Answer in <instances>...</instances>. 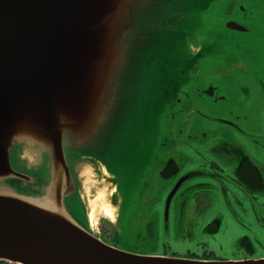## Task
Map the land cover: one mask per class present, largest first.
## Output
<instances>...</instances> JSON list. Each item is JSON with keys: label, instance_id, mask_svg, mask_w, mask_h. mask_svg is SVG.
<instances>
[{"label": "water", "instance_id": "95a60500", "mask_svg": "<svg viewBox=\"0 0 264 264\" xmlns=\"http://www.w3.org/2000/svg\"><path fill=\"white\" fill-rule=\"evenodd\" d=\"M220 1L0 0V262L264 264L132 253L90 230L100 189L126 230ZM142 79L159 111L137 108Z\"/></svg>", "mask_w": 264, "mask_h": 264}, {"label": "flooded vegetation", "instance_id": "af4514ba", "mask_svg": "<svg viewBox=\"0 0 264 264\" xmlns=\"http://www.w3.org/2000/svg\"><path fill=\"white\" fill-rule=\"evenodd\" d=\"M228 4L226 8L236 7L237 11L233 17L222 16L219 20L218 31L222 35L216 38L224 42V50L217 52L213 38L212 45L202 43L196 53H206L199 61L205 60L201 65L212 64L207 70L214 66L220 75L232 74L228 80H215L218 84L198 85L192 99L185 101L179 116L183 121L178 127L169 126L165 146L154 159L139 207L125 223L126 229L136 231L124 242L119 211V228L112 237L98 235L110 245L143 255L170 254V243L160 242L158 230L170 235L174 202L179 205V230L187 234L199 231L203 235L188 246L184 257L220 261L264 259V254L257 253L264 240V136L260 126L252 129L245 124L264 116V39L260 37L264 33V0H232ZM194 102L207 104L211 112ZM219 124L229 129L223 138L216 133ZM159 190L167 193L163 212L161 207L159 212L156 208ZM172 191L175 194L169 201L167 216L166 203ZM226 220L239 231L238 248L230 255H218L214 248Z\"/></svg>", "mask_w": 264, "mask_h": 264}, {"label": "rangeland", "instance_id": "374dc122", "mask_svg": "<svg viewBox=\"0 0 264 264\" xmlns=\"http://www.w3.org/2000/svg\"><path fill=\"white\" fill-rule=\"evenodd\" d=\"M232 0H221L218 3H213L212 7L205 13V19H204V30H211L216 32L217 35H222L218 30L221 28L219 24V20L222 16L227 18L233 17L232 14L236 13L237 9L236 7L234 8H226V5ZM262 0H258L260 2ZM169 8L164 5L163 7H160V12H167ZM204 15V14H203ZM262 39H264V33L260 35ZM214 45L217 46V49H219L217 52H222L221 48L224 46V42L220 39L215 38L213 41ZM211 42V43H213ZM210 43V44H211ZM212 45V44H211ZM201 60V59H200ZM205 60H203L204 62ZM201 62V61H200ZM202 62V63H203ZM199 63L197 65V68L195 71L192 72V80L189 82V85H187L181 93L187 92L190 95H194L192 92L198 85H203L205 84L204 82L208 83H215L218 84L215 80H228L229 75L232 73H224V74H218L217 67H212L210 70H207L206 67H211L212 64L210 63ZM237 74V72H235ZM234 74V75H235ZM235 77V76H233ZM232 77V78H233ZM239 79V78H235ZM234 80V79H233ZM234 80V81H235ZM148 85L146 84L145 80L142 79L140 83V90H139V99L137 101V108H140V111L142 110L143 112H156L159 111L161 108V104L158 106H153L152 102L158 99V96L153 94L152 92L147 91ZM143 94H146L147 98L142 96ZM182 101H184V95L181 96ZM192 99V97H191ZM186 101V100H185ZM185 101L182 103L183 107L185 106ZM189 103V102H188ZM196 105H199L201 108H205L207 111H210V107L207 104H201V103H196ZM257 105V104H256ZM177 107H175V110ZM173 108L170 107L168 110L164 113L161 114L162 122H161V131L164 132L166 129H169V126H172V124L176 125L177 127L180 125V123L183 121H180V114H176V116H173ZM163 113V112H162ZM166 120V121H165ZM169 124H168V123ZM164 123V125H163ZM247 125V128H256V127H261V134L264 136V116H262L260 119H250L248 122L245 123ZM169 125V126H168ZM219 129L216 130V133L218 134L219 137L223 138L229 133V129L227 128L228 126L225 125H218ZM156 208L158 212L160 211L161 207V212L164 210L165 204H163V201L167 195L166 190L165 191H157L156 192ZM105 197L110 198V192L106 191L103 192L101 189L99 190L98 194L96 196L92 197V204L89 206V211L91 212V228L94 231V233L98 236L101 233L106 237V238H111L112 233L114 232L115 229L119 228L117 225V210L113 207H109L106 203L108 201H104ZM91 199V197H90ZM167 199V198H166ZM172 209H171V229H170V235H164L162 233V230L159 231V237H160V242H166L168 241L170 243V246H167V248L170 250L169 256H179L186 254L185 252L188 249V246H192L194 244V241L199 240L203 235L199 231H196L194 233L191 232V234H187L186 231L183 229L179 230V227L177 226V221L179 219V205L175 204L174 202L172 203ZM227 221V220H226ZM222 230L220 231L219 235L221 236V239L219 240L218 244H215V252L218 255L221 254H232L234 252H237L238 246L236 245L237 241V236L239 234V231L233 226V224L230 221L223 222ZM227 226V227H226ZM200 230V229H199ZM136 229L134 228H129L124 230V236H125V241L126 242L135 232ZM260 233H262L261 227H259L258 230ZM199 232V233H198ZM198 233V234H197ZM263 234V233H262ZM264 237V236H263ZM190 239L193 242L189 241ZM159 242L158 248L159 251H162L163 247H161V243ZM262 246L260 247V250H257V253L259 254H264V240H261ZM219 245V246H218ZM262 247V249H261ZM174 253V254H173Z\"/></svg>", "mask_w": 264, "mask_h": 264}]
</instances>
